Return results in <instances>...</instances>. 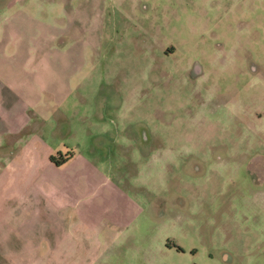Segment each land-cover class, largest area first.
Wrapping results in <instances>:
<instances>
[{
    "label": "rangeland",
    "instance_id": "374dc122",
    "mask_svg": "<svg viewBox=\"0 0 264 264\" xmlns=\"http://www.w3.org/2000/svg\"><path fill=\"white\" fill-rule=\"evenodd\" d=\"M115 1L20 11V44L0 45L1 69L38 55L80 85L67 122L106 132L72 150L97 163L98 194L114 185L115 211L130 212L116 189L141 209L121 228L83 220L55 264H264V0Z\"/></svg>",
    "mask_w": 264,
    "mask_h": 264
},
{
    "label": "crops",
    "instance_id": "0c3cea01",
    "mask_svg": "<svg viewBox=\"0 0 264 264\" xmlns=\"http://www.w3.org/2000/svg\"><path fill=\"white\" fill-rule=\"evenodd\" d=\"M105 1L115 9L120 7L115 0H0V45L17 48L20 44L14 33L20 11L47 13L52 4H59L67 13L93 12L103 9ZM37 59L45 60L38 55L19 59L13 54L3 59L0 68V260L10 264L60 263L62 257L54 260L53 254H60L71 238L76 244L83 220L90 228L104 219L121 228L141 211L119 189L115 192L130 212L126 214L122 205L115 211L112 184L97 193L92 179L100 173L97 163L72 147L77 136L81 140H104L106 129H88L100 124L89 118L67 122L72 113H64V109L74 111L81 102L82 96L80 100L78 96L82 88L66 84L59 72L34 69ZM106 106L104 114L107 109L113 112L111 103ZM57 152L71 154L56 166L49 157Z\"/></svg>",
    "mask_w": 264,
    "mask_h": 264
},
{
    "label": "trees",
    "instance_id": "16d2710c",
    "mask_svg": "<svg viewBox=\"0 0 264 264\" xmlns=\"http://www.w3.org/2000/svg\"><path fill=\"white\" fill-rule=\"evenodd\" d=\"M70 152H66V154H61L60 152H57L56 155H51L49 157V160L56 166L61 165L70 155Z\"/></svg>",
    "mask_w": 264,
    "mask_h": 264
}]
</instances>
